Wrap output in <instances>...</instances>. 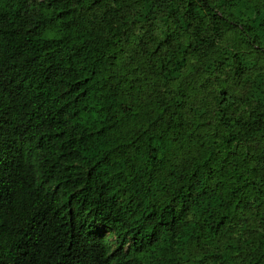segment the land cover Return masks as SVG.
Returning <instances> with one entry per match:
<instances>
[{
  "label": "trees",
  "instance_id": "obj_1",
  "mask_svg": "<svg viewBox=\"0 0 264 264\" xmlns=\"http://www.w3.org/2000/svg\"><path fill=\"white\" fill-rule=\"evenodd\" d=\"M0 264H264V0H0Z\"/></svg>",
  "mask_w": 264,
  "mask_h": 264
}]
</instances>
